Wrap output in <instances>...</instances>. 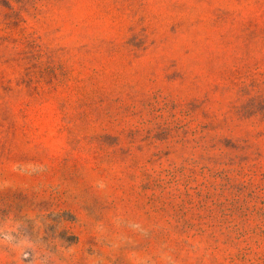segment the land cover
<instances>
[{
    "label": "rangeland",
    "instance_id": "obj_1",
    "mask_svg": "<svg viewBox=\"0 0 264 264\" xmlns=\"http://www.w3.org/2000/svg\"><path fill=\"white\" fill-rule=\"evenodd\" d=\"M0 264H264V0H0Z\"/></svg>",
    "mask_w": 264,
    "mask_h": 264
}]
</instances>
